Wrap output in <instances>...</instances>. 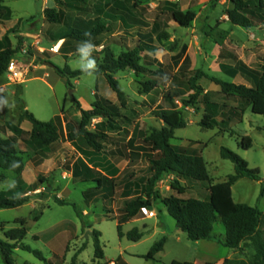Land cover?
<instances>
[{
	"label": "rangeland",
	"instance_id": "374dc122",
	"mask_svg": "<svg viewBox=\"0 0 264 264\" xmlns=\"http://www.w3.org/2000/svg\"><path fill=\"white\" fill-rule=\"evenodd\" d=\"M67 1L69 0H3V6L9 9L10 15L1 18L0 39H6L11 47L18 49V54L12 60L18 64L16 57L21 53L27 59V62L23 63L26 66L44 64L47 59L49 64L61 69L68 65L73 71L94 70L101 65L104 47L111 45L112 51L118 56L123 51L122 47L136 46L138 33L149 30L155 22L163 23L162 29L169 34V39L160 42L156 36L154 45L159 48L157 58L167 66L164 72L167 78H156L154 73L158 70V66L153 65L154 58L146 54L142 55L141 64L151 73L137 75L132 70H126L114 75L127 97V108L122 110L124 122L131 124L130 127L124 123L121 126L130 132L138 122L136 124L140 127L138 130L141 129L139 136H146L154 129H162V122L152 115L153 110L158 106L169 107L164 100L168 94H181L180 97H174L173 103L183 112L187 121L185 129L176 131L177 138L187 139L184 147L187 149L186 152L192 154L191 152L195 151V154L203 157L212 184L225 182L229 176L236 174V165L222 158V148L238 154L248 162L250 169H258L261 181L248 178L241 180L234 187L233 199L238 204L258 208L264 213V194L261 195L264 188V116L252 113L249 108L242 121H234L230 125L220 124L214 130L202 129L199 123L203 117L205 102L223 103L220 87L205 77L195 82L203 89L197 104L186 107L183 102L195 92L191 89L190 82L197 72L226 82L249 86V83L241 77L232 80L220 72L221 55H236L252 68L264 65V24L256 22L257 24L251 29L232 24L227 16V11L233 9L230 0H128L131 16L144 21L147 27L138 28L131 23L129 28L122 23H118L117 26L110 24V32L99 39L100 46L93 47V45L77 43L69 35L70 23L78 14L67 9L64 5ZM111 1L92 0L90 7L92 10L99 9L106 13L107 4ZM258 2V0H250V5H258ZM165 3H172L184 12L193 11L196 13L195 21L188 28L180 27L170 20ZM48 10L56 11L57 22L53 23L47 19ZM23 33L28 39L30 35L35 34L36 39L42 40L39 46L45 47L44 51L36 50L44 56L33 57L35 51L32 47L24 46ZM61 41L60 54L66 55V59L57 56L54 50ZM176 60L179 61V66H176ZM90 63H94L95 67H89ZM42 73L29 75L28 79L31 80L22 86V99L27 105V110L41 122H56V117L64 114L65 118L62 120L64 134L47 148L33 144L29 132L21 129L19 119L24 106L9 94V91L17 85L8 77L0 79V88L5 87L7 91L5 99L0 96V136L15 137L17 151L25 162V168L27 166L26 175L30 179L27 181L32 182L27 187L37 185L40 178L45 180V183L40 184L37 189L28 190L26 196L29 197V201L23 207L0 211V240L6 241L2 228L5 231L19 228L18 221L25 220L28 234L23 244L41 252L46 260L42 262L34 254L18 248L13 255L14 264H71L77 254L78 264H114L122 250L138 254L127 259L129 264H171L174 260L180 262L196 260V264L207 260L218 264L221 258L232 253L224 247L207 246L203 249L196 242L190 241L186 234L180 231L173 234L172 232L176 231V223L159 201L154 202L150 207H154L160 217L159 221H164L168 230L151 231L137 243L127 239L120 240L117 221L108 218H116L114 213L109 214V210L118 209L117 204L113 208V203L117 200L100 198L88 202L84 193L97 185L83 183L73 177L71 163L75 158L73 157L75 150L92 153V149L83 138H79L76 144L70 142L66 132L67 126L75 132L80 129L81 112L75 101L81 102L85 110H91L92 103L94 104L98 98L107 99L119 106L117 96L106 79L95 73L68 79L67 83L52 80L45 82ZM147 83L152 84L150 93H145ZM218 121L221 122L220 119ZM103 122L102 118L93 119L88 130L102 129ZM8 123L23 133L18 132L15 135ZM31 126L29 121H25L23 128ZM244 137L251 139L250 149L246 150L241 146ZM180 143L181 141L176 138L172 141L173 146H178ZM143 152L146 154L145 151ZM49 156L54 158L51 166L39 169V166L50 158ZM69 170L72 175L68 173ZM139 176L140 184L144 189L148 188L146 181L152 176L150 166L143 173H139ZM167 176L158 181L155 187V191L163 197H168L171 193ZM15 180L14 173L0 169V193L7 191ZM190 181L188 192L182 198L207 200L210 195V183ZM48 188L51 189L50 192H47ZM56 198L75 204L80 215L76 214L72 206L58 205L55 202ZM151 212L153 210L145 208L139 218ZM37 216H40L38 221L35 220ZM154 222L155 220H149L146 224L153 225ZM142 224L139 223L137 226ZM133 227L136 225H124L123 230L128 231ZM261 230L264 237V226ZM94 231L102 234L100 241L105 254L102 261L95 259ZM88 232L90 234L87 237ZM223 234L225 228L219 221L215 225V235ZM163 237L167 238L164 251L159 253L155 260L144 259L142 256H146L151 247ZM235 254L236 261L249 262L255 251L249 244H244L241 249L235 251ZM0 264H4L1 256Z\"/></svg>",
	"mask_w": 264,
	"mask_h": 264
},
{
	"label": "trees",
	"instance_id": "16d2710c",
	"mask_svg": "<svg viewBox=\"0 0 264 264\" xmlns=\"http://www.w3.org/2000/svg\"><path fill=\"white\" fill-rule=\"evenodd\" d=\"M230 1L233 9L227 11V16L232 24L245 29H251L257 23L264 24V0H258V5L255 6L250 5V0ZM91 2L92 0H69L64 4L70 12L78 14L70 23L69 34L77 43L99 47V39L110 32V24L117 26L118 23H122L129 28L131 26L129 23H131L138 28L147 27L144 21L131 16V7L128 0H112L107 4L106 13L99 9L98 11L92 10L90 7ZM165 4L167 5L166 13L170 20L180 27L188 28L195 21L196 13L193 11L184 12L172 3ZM7 14L10 15V11L3 6V0H0V24L1 18ZM46 16L50 22L55 23L58 21V14L55 10H48ZM162 27L163 23L155 22L150 30L145 31L143 34L138 33L136 46L133 48L122 47L123 51L118 56L112 51L111 45L104 47L102 51L103 59L98 69L73 71L68 66L64 69L57 68L59 75L67 79L78 78L83 74L90 73L103 76L116 94L120 104L118 106L107 99L98 98L92 105L91 110H83L80 103L75 101L82 119L79 131L75 132L70 126L66 127L67 138L70 142L83 138L94 154H100L105 146L113 144L109 134L120 130L119 120L125 119L122 110L127 108L126 94L114 75L126 70H132L137 75L151 73L147 67L141 64L142 55L145 53L153 56L157 55L159 48L154 45L156 36L160 42L169 39V34L164 32ZM85 32H89L91 35H85ZM17 54V48L11 47L6 39L0 40V77L6 74L11 60ZM222 58H224L223 55ZM229 58V63L220 64L221 71L231 78L241 75L249 82L250 87L226 82L202 72H197L190 82L191 89L195 92L190 95L188 100L183 101L184 105L191 107L197 104L200 92L203 89L198 87L195 82L199 81L201 77L209 79L220 87L223 100V103L205 102V111L199 123V126L204 130H214L220 124L230 125L234 121H242L246 110L249 108L252 113L264 116V65L250 68L234 55H230ZM158 66L159 69L154 73L156 78H165L163 65L158 63ZM151 85V83L145 84V93L151 92ZM180 96L181 94L178 93L175 95L168 94L164 97V100L169 104V107L164 108L161 106L152 112L153 116L164 122L165 126L162 129H154L148 135L138 137L142 145L140 144L136 149L146 152L145 158L149 162L152 173L151 178L146 181L148 188L143 189V192L136 197L127 199L116 218H108L117 221L119 239L126 237L129 241L137 243L143 239L145 234L135 228L125 235L122 232V226L139 217L145 208H149L154 202L159 201L167 208L168 214L176 222L177 228L186 234L190 241H216L233 250L241 249L242 245L249 244L255 251V255L249 262L225 260L223 264H264V237L261 230L264 226V213L258 208L236 203L232 191L233 186L240 179L248 178L253 181H261L259 170L250 169L248 162L238 154L230 149L222 148V158L230 160L236 165V174L229 176L225 182L210 183L203 157L197 154H188L186 151H179L171 144V141L175 139V132L187 127L183 112L178 110L173 103L174 97ZM95 118L104 120L101 123L102 129L89 131L88 127ZM219 119L221 122L218 121ZM24 120L32 124V130L29 132L30 140L40 148L53 145L64 134L61 117H56V122L44 123L24 110L20 115L19 122L22 123ZM8 124L15 135L20 132L17 127ZM221 131L224 132V130ZM136 132H140L138 127ZM20 133H23V131ZM136 138H132L129 146L134 147ZM16 143L15 137L6 139L0 136V169L16 175L14 184L7 191L0 193V211L23 207L29 201V197L26 196L28 190L37 189L40 184L45 183V180L40 178L37 185L32 187L25 185L22 179L25 162L17 151ZM241 146L246 150L250 149L252 147L251 139L244 137ZM126 147L124 145L125 149ZM72 173L73 177L80 180V182L95 183L97 185L84 193L88 202L100 198L112 200L114 197L116 187L114 180L108 179L95 169L90 168L83 160H78L74 164ZM168 174H174L179 179L210 183L209 200L182 199L176 196L162 198L160 193L155 191V187L157 182ZM170 187L180 196H184L188 192V188L181 185L179 180L172 181ZM263 194L264 188L261 192V195ZM55 202L60 206H72L76 214L80 215L75 204L59 198H56ZM39 218L40 216H37L35 220L38 221ZM219 221L222 222L226 230L224 238L215 235V225ZM18 224L20 225L19 228L10 231H5L2 228L6 241L0 240V256L4 264H14L13 255L18 248L34 254L42 262H46L41 252L23 244V240L28 234L26 221L19 220ZM101 236L100 232H93L95 259L97 261H102L105 258L100 241ZM166 242L167 238L163 237L151 247L148 254L143 258L148 261L155 260L156 256L164 251ZM77 257L78 254L71 264H78ZM114 264L127 263L119 258ZM171 264L193 263L174 260Z\"/></svg>",
	"mask_w": 264,
	"mask_h": 264
},
{
	"label": "crops",
	"instance_id": "0c3cea01",
	"mask_svg": "<svg viewBox=\"0 0 264 264\" xmlns=\"http://www.w3.org/2000/svg\"><path fill=\"white\" fill-rule=\"evenodd\" d=\"M141 33L143 34L145 32H141ZM33 35H34V37H32ZM22 36L25 37V44H24V46L32 47L33 50L35 51L34 56H33L34 58H37V57H40V56H44L40 52H38L36 50V49H41V50L44 51L45 47L39 46V44L42 43V40L36 39L35 34L30 35L31 37L29 39L26 38V36H25L24 33L22 34ZM61 44H62V41L59 42L57 44V46H56V47L59 48V50L56 51L57 52V56H60L61 58L66 59V55H63V54L61 55L60 54ZM145 54L147 56H151V57L154 58L153 59V63H152L153 65L158 66V63H159V64L163 65V69L164 70L167 69V66L164 65V63L157 58V55L153 56V55H151L149 53H145ZM230 55H233V54H228L227 56H224L223 55L224 58H222V55H221V59H222V62L221 63H229L230 62V60H229L230 59L229 58ZM69 56L71 58V55H69ZM234 56H236V55H234ZM238 60L241 61L239 58H238ZM16 61L18 63L17 65H19L21 67V69L25 72V79L22 82L14 83L17 86L14 87L11 91H9V94L13 98H17L18 101H19V103L20 104H23L24 110H26V111H28V110H27L26 103L22 99V93H23L22 86L28 80H31V79H28V77H29L30 74L40 75V73L43 72L42 73V77H43V79H44L45 82H48L46 80H52L54 82H59V81L61 82L62 81V82H65V83L68 82V79L67 78H63L62 76L59 75V73L57 71V68H59V67H55V66L49 64L47 59L45 60L44 64H40V65H32L31 64V65L26 66L24 64L27 62V59H25L23 57V55L21 53H19V55L16 57ZM179 65H180L179 61L176 60V66H179ZM250 68H252V67H250ZM220 72L222 74H224L225 76H227L228 78L232 79V80L233 79H236L238 77L243 78L241 75H238L236 78H231L228 75H226L224 72H222L221 71V68H220ZM6 77H8V74L7 73L4 76L0 77V79L1 78L5 79ZM243 79H245V78H243ZM230 83H232V82H230ZM247 87H250V84ZM6 92L7 91H6V88L5 87L4 88H0V96H2L4 99L6 98V94H7ZM93 95L94 96H97V94H95V93H93ZM79 103L81 104L83 110H85L84 107H83V105H82V103L81 102H79ZM92 105H93V103H92ZM158 107H161V106H158ZM204 111H205V109H204ZM203 114H204V112H203ZM60 117L62 118V120H64V118H65L64 114L62 116H60ZM243 118H244V116H243ZM25 121H27V120H24L21 123V129L24 130L25 132H30L32 130V126L30 128H26V129L23 128V125H24ZM159 121L162 122V126L164 127L165 126L164 122L161 121V120H159ZM122 123H124V125H127L129 127L131 125L129 122H128V124H126L124 122V119H120L119 120L120 130H118L116 132H112V133L109 134L110 137H111V140L113 141V144L112 145L105 146V148L103 149V151L100 154L89 153V151H86V150L82 153V152H79V151L75 150V154L73 156L75 158H74L73 161H72V159L70 160V161H72L71 166H74V164L78 160H83L90 168L95 169L97 172L101 173L104 177H107L108 179L114 180L116 187H115V194H114V197L112 198V200H117V201H115L113 203V208L117 204L118 205V209L117 210H112L110 208L109 211H110V214H113L114 213V216L115 217L118 216V211L123 207L124 202L127 199L134 198L137 195H139V193H142L143 192V189L144 188L140 184V178L141 177L139 176V173H143L144 170L149 167V162L145 158V153L143 151H139V150L136 149L137 147L140 146V144H139L140 143V140L138 139L139 133L136 132L137 127H139L138 125H136V124H138V122L135 124L133 130L130 131V132L127 129H124L121 126ZM121 130H123V131H121ZM139 130H141V129H139ZM11 136L12 135H8V137H5V138L8 139ZM176 136H177V133L175 132V138L178 139L179 141H181V143H180V145L174 146V147L176 149H178L179 151H187V149L184 148L185 147V142L187 141V139L186 138H177ZM134 137L135 138L137 137V138H136L134 147H131V146H129V143L132 140V138H134ZM172 141H171V144H172ZM76 142H77V140L75 142H73V143L76 144ZM124 145L127 146L126 149L124 148ZM53 151H54V148H53ZM191 153L192 154H195V151H192ZM49 157H50L49 159L45 160L43 162V164L39 166V169H45L46 166H51V163H53L54 158L52 156H49ZM68 173L70 175H72V173H71L70 170L68 171ZM26 174H27V166H26V168H25V170H24V172L22 174V179H23L25 185L26 186L27 185L29 186L32 182L30 183L29 181H27V179H29V178H27V175ZM167 177H169L170 184L174 180H179L180 183H181V185L186 186L187 188H188V183L191 182L190 180L179 179L174 174H168ZM244 179L245 178L240 179L238 182H240L241 180H244ZM13 184H14V182L10 185V187ZM235 185L233 186L232 191H234ZM170 188L171 187H169V189ZM170 192L171 193H170V195L168 197H170V196H176V197H180V198L183 197V196L178 195L172 189L170 190ZM162 198H167V197H165V196L163 197L162 196ZM209 198H210V195L208 196V199L207 200H203V201H208ZM182 199H186V198H182ZM149 210L150 211L153 210V212H151V214L149 213L148 215H145V217H140V218L137 217L136 219H133V220L129 221L128 223L124 224V225H133V226L136 225V227H133V229H135V228L139 229L141 232H143L145 234L144 237L148 233H150L151 231H154V230L161 229V230H166L167 231L168 230V227H167L166 223H163L164 221L163 222L159 221L160 217L158 216V214L155 211L154 207H149ZM166 212L168 213L167 208H166ZM149 220H155V222L153 223V225L146 224V221H149ZM139 223H143L142 226H137V224H139ZM124 225L122 226V232H123V234L126 235L127 233H129L130 231L133 230V229H130L128 231H124L123 230ZM175 230L176 231H173L172 232L173 234H177L180 231L177 228V225L175 227ZM163 233H165V232H163ZM225 236H226V230H225V234L219 235L218 237L224 238ZM124 239H127V238L124 237V238H122L120 240H124ZM196 244H198V246H201L203 249L207 248V246H215L217 248L224 247L223 245L217 243L216 241H208V240H206V241H199V242H196ZM224 248H226V247H224ZM226 249H229V248H226ZM229 250L232 251V253H229L224 258H221V260L219 261L218 264H223L225 260H235L236 259V257H235V255H236L235 254V251L236 250H233V249H229ZM137 255L138 254H136L135 252H130L128 250H122L121 251V255H120L119 258L123 259L127 264H129L127 259L128 258H131V257H135ZM189 262H192L193 264H196L197 263L196 260L189 261ZM199 264H215V263L210 262V261H207V260H203V261H200Z\"/></svg>",
	"mask_w": 264,
	"mask_h": 264
},
{
	"label": "built area",
	"instance_id": "2783aa9c",
	"mask_svg": "<svg viewBox=\"0 0 264 264\" xmlns=\"http://www.w3.org/2000/svg\"><path fill=\"white\" fill-rule=\"evenodd\" d=\"M54 50L57 51V47ZM7 74L13 83L22 82L25 79V72L13 60L8 66Z\"/></svg>",
	"mask_w": 264,
	"mask_h": 264
},
{
	"label": "clouds",
	"instance_id": "9594fccd",
	"mask_svg": "<svg viewBox=\"0 0 264 264\" xmlns=\"http://www.w3.org/2000/svg\"><path fill=\"white\" fill-rule=\"evenodd\" d=\"M84 34L85 35H91V33H89V32H85ZM88 66L94 68L95 64L94 63H90Z\"/></svg>",
	"mask_w": 264,
	"mask_h": 264
},
{
	"label": "water",
	"instance_id": "95a60500",
	"mask_svg": "<svg viewBox=\"0 0 264 264\" xmlns=\"http://www.w3.org/2000/svg\"><path fill=\"white\" fill-rule=\"evenodd\" d=\"M50 191H51V189L48 188V189H47V192H50ZM89 234H90V233L88 232V233H87V237L89 236Z\"/></svg>",
	"mask_w": 264,
	"mask_h": 264
},
{
	"label": "bare ground",
	"instance_id": "6f19581e",
	"mask_svg": "<svg viewBox=\"0 0 264 264\" xmlns=\"http://www.w3.org/2000/svg\"><path fill=\"white\" fill-rule=\"evenodd\" d=\"M57 49H59V48L57 47Z\"/></svg>",
	"mask_w": 264,
	"mask_h": 264
}]
</instances>
